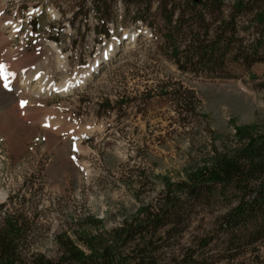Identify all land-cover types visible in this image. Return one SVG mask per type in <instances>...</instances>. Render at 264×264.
<instances>
[{"label":"rangeland","instance_id":"374dc122","mask_svg":"<svg viewBox=\"0 0 264 264\" xmlns=\"http://www.w3.org/2000/svg\"><path fill=\"white\" fill-rule=\"evenodd\" d=\"M191 4L7 0L0 7V24L18 26L1 29L0 226L5 215L25 221L27 257L55 259L57 233L88 216L101 221L102 230L116 228L168 185L210 165L213 149L236 146L237 130L264 131V14L261 21L249 10L232 14V0H221L218 13V3H210L193 9V17ZM199 16L203 23L196 26L191 21ZM219 30L218 50L205 60L187 50L197 38L207 46ZM128 32L137 36L132 43L121 40ZM110 44L112 55L99 61L96 72L107 66L71 93L29 99L21 107L4 86L5 77L19 71L32 82L62 84L86 71ZM6 50L10 70L3 62ZM105 101L112 111L100 108ZM225 211L220 205L199 211L182 245ZM223 252L209 253L221 255L215 264H264L262 245L230 262Z\"/></svg>","mask_w":264,"mask_h":264},{"label":"trees","instance_id":"16d2710c","mask_svg":"<svg viewBox=\"0 0 264 264\" xmlns=\"http://www.w3.org/2000/svg\"><path fill=\"white\" fill-rule=\"evenodd\" d=\"M210 3H218L216 13L221 10V0L204 4L198 0L189 10L196 17L193 9L201 5L206 10ZM231 10L237 15L249 10L256 21H261L264 0H232ZM175 13L169 12L171 16ZM202 19L199 16L191 22L201 25ZM222 33L219 30L207 46L197 38L195 48L187 50L199 61L205 60L208 53L218 50ZM103 34L109 35L106 30ZM164 39L170 43V39ZM170 49L171 56L177 57L178 50ZM206 62L211 65L209 58ZM117 103L121 106L122 101ZM100 108L109 112L113 109L109 101ZM235 138L236 146L220 152L213 149L210 165L168 185L157 200L141 207L116 228L102 230V222L88 216L74 229L57 233V257L53 260L40 254L27 257L31 252L23 246L27 239L25 221L5 215L0 226V264H215L221 255L209 253L218 252V248L224 250L223 256L229 262L250 249H259L264 246V131L240 129ZM216 205L225 206L226 211L189 246H183V238L198 212Z\"/></svg>","mask_w":264,"mask_h":264},{"label":"bare ground","instance_id":"6f19581e","mask_svg":"<svg viewBox=\"0 0 264 264\" xmlns=\"http://www.w3.org/2000/svg\"><path fill=\"white\" fill-rule=\"evenodd\" d=\"M6 2H7V0H0V7L4 6L6 4ZM50 18L56 19V16L51 12ZM8 26L11 27L13 31L18 29V26L16 24H12V23H6L4 25L0 24V50L6 46V40H5L6 38L4 39L1 36V29L3 27H8ZM135 37H137L135 34H131L128 32L124 36H122L121 40H122V42L132 43V41L135 39ZM118 44L120 45L121 43L118 42ZM112 47H114V44H110L106 48V50H104L101 53L98 60H95L90 65V67H88V69L86 71H83L78 77H75V78L71 77L72 79H69V80L63 82L62 84L49 85V86L43 85V84L39 83L40 78L39 79L37 78L34 80V82H32V81H29V78L27 77V75L24 71H19L17 73V76H13V75L10 76L9 75L8 77H5L7 88L10 89L15 94V96H17V99L20 103L22 101H27L29 99H41L42 100L51 94H68V93H71L73 89H75L77 87H83L85 85L86 81L89 79L91 74L96 72L97 66H98V64H100L99 61L107 60V58L110 55H112V53H111L113 50ZM50 48H51L50 54L51 55L53 54L52 58H54V60H56L57 56H58L57 50H56L55 46L52 44L50 45ZM54 53H56V54L54 55ZM3 62H5L6 66H8V70H10L11 63H13L11 52L6 50V53L3 57ZM42 78H43V80L46 79L45 76H42ZM37 80H39V81H37ZM4 197H5L4 194H0V201L1 202L3 201Z\"/></svg>","mask_w":264,"mask_h":264},{"label":"snow or ice","instance_id":"6c2138e0","mask_svg":"<svg viewBox=\"0 0 264 264\" xmlns=\"http://www.w3.org/2000/svg\"><path fill=\"white\" fill-rule=\"evenodd\" d=\"M4 86L7 87V84L5 83ZM25 103H26V101H22V102H21V107H23Z\"/></svg>","mask_w":264,"mask_h":264},{"label":"water","instance_id":"95a60500","mask_svg":"<svg viewBox=\"0 0 264 264\" xmlns=\"http://www.w3.org/2000/svg\"><path fill=\"white\" fill-rule=\"evenodd\" d=\"M193 3H196L198 0H191ZM118 54V53H117ZM116 55V54H115ZM100 68V67H99Z\"/></svg>","mask_w":264,"mask_h":264}]
</instances>
